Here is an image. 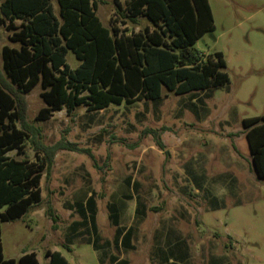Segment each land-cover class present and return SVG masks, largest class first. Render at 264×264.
<instances>
[{
	"label": "rangeland",
	"instance_id": "rangeland-1",
	"mask_svg": "<svg viewBox=\"0 0 264 264\" xmlns=\"http://www.w3.org/2000/svg\"><path fill=\"white\" fill-rule=\"evenodd\" d=\"M51 1L58 15L57 0ZM208 1L215 28L194 47L204 58L223 53L228 82L181 94L164 88L158 99L100 111L84 104L71 114L63 108L42 121L35 119L45 105L41 85L22 92L6 75L2 48L19 43L0 24V79L24 99L26 120L39 129V139L47 145L64 139L91 152L57 151L50 172H42L41 202L1 223L5 258L35 251L40 264H49L50 249L71 264H163L159 249L170 256L174 246L171 257L179 264H264V177L253 169L243 126L244 118L264 114V0ZM97 14L105 25L128 33L152 27L144 15L132 24L115 0H98ZM66 58L71 67L79 65L71 50ZM36 154L29 140L22 153H8L32 162ZM94 191L101 243L112 242L106 256L105 247L88 242V221L67 207ZM118 198L126 203L119 226L134 225V248L123 249L114 239L109 204ZM142 204L149 209L136 223ZM113 256L122 260L112 262Z\"/></svg>",
	"mask_w": 264,
	"mask_h": 264
},
{
	"label": "trees",
	"instance_id": "trees-1",
	"mask_svg": "<svg viewBox=\"0 0 264 264\" xmlns=\"http://www.w3.org/2000/svg\"><path fill=\"white\" fill-rule=\"evenodd\" d=\"M115 2L118 11L132 24H138V17L144 15L152 27L145 26L131 33L117 26L109 27L97 14L98 0H57L58 15L51 0H0V24L12 32L10 40L19 43V47L3 46V67L7 77L22 92L41 85L45 105L37 112V121L47 120L54 111L63 108L71 114L84 104L89 111H100L111 104L158 99L164 88L181 94L218 87L229 81L223 69L226 60L222 52H216V57L204 58L194 47L200 37L215 28L208 0ZM17 19L22 22L17 24ZM69 50L79 60L75 68L67 62ZM25 113L22 96L0 79V264H40L35 251H25L18 260L4 257L1 223L22 217L32 205L41 202L42 172H50L58 150L91 154L89 149L64 139L53 145L43 143L39 129L27 122ZM243 126L253 169L262 178L264 114L244 118ZM27 140L37 153V161L8 155L13 150L22 153ZM157 145L160 149L165 147L160 138ZM96 195L94 191L86 200L75 201L67 207L88 221L86 229L91 230L93 240L90 237L87 240L95 249L105 247L103 254L112 242L101 243ZM118 200L109 204L108 217L117 226L114 239L124 249L134 248V225L119 226L126 203ZM147 209L144 204L137 206L134 222L139 223ZM47 215L56 222L52 209L47 210ZM159 250L163 264H179L170 261L175 256L174 246L168 248L170 256ZM45 255L49 264H71L58 250L47 249ZM112 260L115 262L118 258L113 256Z\"/></svg>",
	"mask_w": 264,
	"mask_h": 264
},
{
	"label": "crops",
	"instance_id": "crops-1",
	"mask_svg": "<svg viewBox=\"0 0 264 264\" xmlns=\"http://www.w3.org/2000/svg\"><path fill=\"white\" fill-rule=\"evenodd\" d=\"M108 108V107H107ZM134 244V243H133ZM123 248V247H122ZM124 249V248H123ZM107 252V251H106ZM106 252L105 253H103L102 254V256H106L107 254H106ZM158 258V257H157ZM122 259H120L119 257H118V260L117 261H121ZM172 259H170V261H171ZM160 261V260H159Z\"/></svg>",
	"mask_w": 264,
	"mask_h": 264
}]
</instances>
